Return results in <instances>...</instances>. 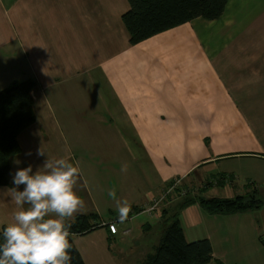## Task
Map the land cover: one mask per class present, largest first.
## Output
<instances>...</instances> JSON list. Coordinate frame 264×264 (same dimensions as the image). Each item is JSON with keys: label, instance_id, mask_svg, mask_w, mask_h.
Listing matches in <instances>:
<instances>
[{"label": "crops", "instance_id": "obj_1", "mask_svg": "<svg viewBox=\"0 0 264 264\" xmlns=\"http://www.w3.org/2000/svg\"><path fill=\"white\" fill-rule=\"evenodd\" d=\"M129 7V0H0V90L36 81V119L18 136L10 184L0 185V230L17 211L12 175L41 167L42 147L78 167L75 191L84 207L77 214L99 217L94 230L72 234L86 264H130L126 252L139 247L142 230L158 225L157 246L174 209L186 239L209 238L215 258L227 264L235 253L227 245L241 237L225 225L249 210L211 214L195 202L179 211L183 197L175 190L162 207L167 216L140 211L120 228L116 199L142 208L175 179L192 195L199 184L208 188L207 180L229 193L214 197L251 193L253 187L231 196L239 176L263 185L256 190L264 199V0H229L218 19L195 18L137 44L122 20ZM248 217L249 226H260L252 209ZM260 233L246 237L252 256L264 255Z\"/></svg>", "mask_w": 264, "mask_h": 264}, {"label": "trees", "instance_id": "obj_2", "mask_svg": "<svg viewBox=\"0 0 264 264\" xmlns=\"http://www.w3.org/2000/svg\"><path fill=\"white\" fill-rule=\"evenodd\" d=\"M228 2L229 0H129L130 7L122 15V20L130 33V42L137 44L195 18L218 19L223 15ZM35 85L36 81L29 78L15 81L0 90V185L10 184L11 158L21 152L18 136L35 121L34 99L31 94ZM169 185L171 184L167 186ZM180 189L178 186L176 191L179 192L175 193L183 197L179 211L195 202L213 214H232L262 206L256 189L229 199L192 195L190 189L182 194ZM140 211L142 208H131L129 216ZM162 212L164 217L167 209L164 208ZM168 216L167 228L159 244L139 264H224L215 258L209 238L194 241L186 239L176 209L169 211ZM98 218L96 213L77 214L71 221V234H85L94 230L99 224ZM70 240L72 264H86L72 235Z\"/></svg>", "mask_w": 264, "mask_h": 264}, {"label": "clouds", "instance_id": "obj_3", "mask_svg": "<svg viewBox=\"0 0 264 264\" xmlns=\"http://www.w3.org/2000/svg\"><path fill=\"white\" fill-rule=\"evenodd\" d=\"M32 156L31 151L26 153ZM37 156L46 160L35 172L29 164L12 175L10 199L17 211L13 222L0 230V264H72L71 221L84 202L75 191L80 176L68 158L52 159L42 147ZM19 165L21 161L16 160ZM129 165L122 164L127 172ZM23 189L20 190V186ZM116 199L117 193H108ZM121 224L129 219L131 205L116 199Z\"/></svg>", "mask_w": 264, "mask_h": 264}, {"label": "rangeland", "instance_id": "obj_4", "mask_svg": "<svg viewBox=\"0 0 264 264\" xmlns=\"http://www.w3.org/2000/svg\"><path fill=\"white\" fill-rule=\"evenodd\" d=\"M11 84H9V86ZM5 86L8 87L7 85H5ZM78 129L80 130L81 127H78L77 130ZM235 179H236V181L239 182V187L237 186L236 189L232 190L231 196H235L237 194V192H239V193L244 192L245 189H251L252 187L254 189H256L257 187L260 188V190L263 189V185L257 183V187H256V185L253 184V182H255V181H251V179H248L246 176H243V177L239 176V177H236ZM175 181H176V179L173 180L171 183L172 185H169V186L170 187L175 186L176 184L175 183L173 184V182H175ZM207 183H208L209 187L205 188V189H201L200 184L197 185L196 187H193L196 196L229 197V193L226 192L227 191L226 189L224 190L223 188L215 186V185L212 186L210 183V180H207ZM177 186L181 187V189H180L181 192H183V191L186 192L188 190V186L184 185V183L181 181V179H179ZM167 188H168V186H167ZM176 189H177V187H176ZM210 189H212V190L209 191ZM254 189H251V192ZM191 191H193V190H191ZM178 192L179 191H176L175 193H178ZM175 196L182 197L181 194H179V195L175 194ZM258 197L260 198L259 194H258ZM171 198H172V195H171ZM263 198H264V196H263ZM178 199L175 201H178ZM262 200L264 203V199H262ZM260 207L252 209L253 215L255 217L254 220L260 226H258V227L257 226L255 227L253 225L249 226V224H253L250 222V219H248L250 209H249V212L244 214L246 217L243 216V214L240 215L241 216L240 221L236 222L232 217H230V219L228 220L229 222H227L228 224L225 225V230L231 229L234 234L240 235V237H241L239 240H237V237H236V240L235 239L230 240V243L227 245L228 246L227 250L235 252L234 254H228L227 255V258H226L227 264H262L264 262V255H260V254H258L256 256L251 255V248H252V246L250 244L251 241L246 238V237H252V234L257 232V229H258V231L261 230V233L259 234L260 235L259 240L264 243V233H263L264 232V204H263V207H261V208ZM246 211H248V210H246ZM236 213H239V212H236ZM211 214H213V213H211ZM145 215L146 216L148 215L147 217L150 218L149 214L146 213ZM109 216L116 217V212H114L113 215H109ZM143 217L144 216H142L140 219H143ZM143 220L147 221V218H144ZM122 225L123 224L119 225L120 228L123 227ZM245 225H246V228H245L246 230H243L242 226H245ZM133 226H134V224H133ZM255 228H257L256 231H255ZM134 229H135V226H134ZM138 231H140V230H138ZM160 231L161 230H159L158 225H156L154 227L153 231L149 234L147 232L146 233L143 232V230H142L141 237H139V239H137L141 242L139 247H135L132 252L131 251L129 252V254L126 252V254L128 255V258H127L128 261L127 262H129L131 264L132 262H138L139 260H142L141 259L142 257H140L141 254L144 255L147 250L152 248V246H156V244L158 243V239H159L158 236L160 234ZM243 231L245 233L244 235H243ZM78 235H82V234H78ZM153 248H155V247H153ZM240 251L244 254V256L240 254Z\"/></svg>", "mask_w": 264, "mask_h": 264}, {"label": "built area", "instance_id": "obj_5", "mask_svg": "<svg viewBox=\"0 0 264 264\" xmlns=\"http://www.w3.org/2000/svg\"><path fill=\"white\" fill-rule=\"evenodd\" d=\"M178 182L179 179H176L175 182H173V184L175 183V186L172 187H168L160 196L151 199L150 202L146 203V205L144 207H142V211L144 213L149 214L150 216H157V214L161 213L162 211V207L165 204V201L167 200L169 193H173L176 190V187H178ZM172 185V184H171ZM182 194H184V191L182 192ZM110 228L112 233L116 232V221H111L110 223Z\"/></svg>", "mask_w": 264, "mask_h": 264}]
</instances>
